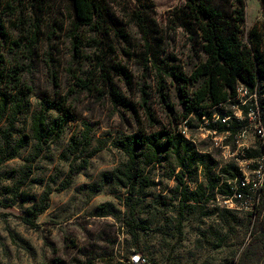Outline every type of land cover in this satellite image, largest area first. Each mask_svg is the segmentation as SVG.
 Segmentation results:
<instances>
[{
    "label": "rangeland",
    "instance_id": "374dc122",
    "mask_svg": "<svg viewBox=\"0 0 264 264\" xmlns=\"http://www.w3.org/2000/svg\"><path fill=\"white\" fill-rule=\"evenodd\" d=\"M184 1L153 0L156 24L151 23L148 37L128 24L125 39H113L112 47L104 46L103 52L88 46L76 58L71 38L66 35L45 38L33 53L0 39V52L7 65L25 64L27 82L33 88L31 111L20 115L16 137L30 134L31 113L44 98L62 108L50 112L56 131L43 140L38 157L31 160V143L16 158L0 165V264L129 263L135 253L128 224L133 219L142 225L137 231L140 249L149 264H264V210L258 219L256 213L249 215L253 211L226 212L219 193L209 201L183 202L177 190L181 168L172 155L141 166V177L149 184L142 193L129 194L127 187L101 180L102 173L128 159L113 145L114 139L179 129L188 121V132L198 152L213 159L210 173L205 164L184 172L185 183L194 190L200 183L207 184L210 176L220 175L224 165L236 162L234 154L239 151L233 138L236 131L231 127L245 125L250 149L242 160L250 165L247 177L251 184L261 186L253 193L256 203L261 206L263 202L264 135L259 136L254 126L259 125L264 133V79L253 93L239 85L235 99L212 110L226 115L241 113L239 120L234 116L230 119L225 130L214 133L207 127L208 120L202 122L194 112L183 120L186 100L197 88L191 73L203 58L193 35L171 18ZM246 1L244 41L249 43L250 31L258 20L263 24L259 32L264 37V3ZM24 4L25 9L31 8V2ZM47 8L51 11L44 18L47 24L61 18L56 0L49 1ZM79 77H92L90 92L76 85ZM118 95L122 100L115 103ZM145 106L150 108L151 117ZM66 109L73 118H67ZM85 122L91 128L92 148L71 155L69 142L72 137H81ZM83 159L88 160L87 167L72 177L68 188L60 190L69 178L71 165L77 167ZM25 166H31L32 172L22 184ZM18 188L31 200L17 201L14 191ZM136 188H140L139 182ZM47 189L52 191L49 208L38 216L35 225L27 223V211ZM127 196L133 197L134 206L126 204ZM105 202L114 204V216L97 215V208Z\"/></svg>",
    "mask_w": 264,
    "mask_h": 264
},
{
    "label": "trees",
    "instance_id": "16d2710c",
    "mask_svg": "<svg viewBox=\"0 0 264 264\" xmlns=\"http://www.w3.org/2000/svg\"><path fill=\"white\" fill-rule=\"evenodd\" d=\"M24 1L31 2V8L22 7L25 5ZM49 1L52 0H0V39L33 53L45 38L51 40L66 35L71 38L73 55L76 58L85 53L88 46L103 52L104 46L105 49L112 47L113 39H125L128 36V24L136 26L145 38L150 34L151 23L156 24L153 18V0H56L59 8L56 12L60 13L61 18H55L47 24L44 18L51 14L47 8ZM171 18L176 26L193 35L196 49L203 54V58L197 62L191 73V80L197 83V88L191 98L186 100L187 113L183 120L194 112L199 119L203 118L202 122L204 119L208 120V129L223 131L228 126L213 123L212 118L216 111L212 110L235 99L239 85L253 93L264 79V37L259 32L263 30V24L258 20L250 31L249 43L244 41L247 23L246 0H185L181 6L174 9ZM102 66L104 67L103 64ZM26 68L25 64L20 63L7 65L4 55L0 52V126L5 124L0 127V165L16 158L20 151L31 143H34L31 160L38 157L43 151V140L56 131L55 120L50 112L62 110L56 101L44 98L31 113L30 134L16 137L20 115L30 112L32 108L33 88L27 82ZM76 85L81 90L90 92L94 81L92 77H79ZM119 100H122L120 95L115 99V103ZM145 108L151 117L150 108ZM63 112L68 119L74 117L67 109ZM84 125L85 130L81 137H72L69 142L71 155L85 153L92 148L90 125L87 122ZM187 125H190L188 121ZM238 126L231 128L235 132ZM61 132L62 130L58 131L57 136H60ZM113 145L125 152L128 159L112 171L102 173L101 180L104 183L112 182L127 187L129 194L144 191L149 184L146 177H141V166L146 167L159 161L162 155H172L181 168V174L177 175V190L185 203L209 201L216 193L221 194L223 198L229 197L232 194L229 179L242 174L236 162L228 163L220 169V175L210 176L207 178V184L200 183L196 189L191 190L185 183L184 172H192L193 167L205 164L210 173L209 162L213 159L209 154L199 153L194 142L187 139L180 128L163 129L145 135L134 133L114 139ZM87 163L88 160L83 159L77 167L72 164L69 178L62 183L60 190L68 188L72 177L85 169ZM31 172V166H25L22 184ZM137 179L140 184L138 190ZM14 192L17 201L31 200V197L20 192L19 188ZM51 193L50 189L45 190L39 202L27 211L28 216L24 218L27 223L35 225L38 216L49 208ZM132 201L133 197L127 196L126 204L134 206ZM263 205L264 199L261 206L257 203L255 210L249 215L256 213L258 219L264 210ZM222 208L226 212L235 211ZM115 212L116 208L111 202H105L97 208L98 216H114ZM131 213L133 216L134 211ZM128 224L131 227L135 252L145 256L140 249V237L137 232L142 225L136 219ZM146 264H149V259Z\"/></svg>",
    "mask_w": 264,
    "mask_h": 264
},
{
    "label": "built area",
    "instance_id": "2783aa9c",
    "mask_svg": "<svg viewBox=\"0 0 264 264\" xmlns=\"http://www.w3.org/2000/svg\"><path fill=\"white\" fill-rule=\"evenodd\" d=\"M238 96V95H237ZM236 96V97H237ZM235 97V98H236ZM234 99V98H233ZM223 104H220L222 106ZM234 116L235 119L239 120L241 118V113H234L226 115L223 112L214 113L212 121L216 125L219 123L225 124L226 126H229L230 119ZM188 125L185 122H183L182 125H180V131L182 134L189 140L195 142L194 139L190 137V134L188 132ZM255 131L258 133L259 136H263L264 133L262 131V128L259 127V125H255ZM214 133L217 132V130H213ZM234 140L236 141L238 151L235 155L236 162L239 166L240 171H242V174L240 176H237L233 181H229L230 189L232 191V194L227 198H222V206L227 209L231 210H242V211H254L256 206V199L253 195L257 193L256 190H260L261 186L257 187V183L253 182L251 184L248 176V169L250 165L244 160H242V155H244L246 152L249 151L250 146L248 144V141L250 139V134L247 126L245 125H239L236 128V132L233 135ZM148 261L147 257L142 256L140 253H132L129 257L130 264H146Z\"/></svg>",
    "mask_w": 264,
    "mask_h": 264
}]
</instances>
